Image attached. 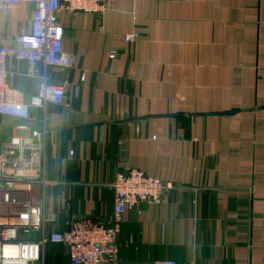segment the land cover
Segmentation results:
<instances>
[{
    "label": "crops",
    "instance_id": "0c3cea01",
    "mask_svg": "<svg viewBox=\"0 0 264 264\" xmlns=\"http://www.w3.org/2000/svg\"><path fill=\"white\" fill-rule=\"evenodd\" d=\"M34 11H0V43L29 32ZM57 19L73 67L37 68L69 85L66 102L3 117L0 144L44 140L60 230L69 218L109 221L117 174L137 169L174 191L126 213L119 264H264V0H114L102 16ZM7 67L35 93L26 62ZM46 255L68 264L62 246Z\"/></svg>",
    "mask_w": 264,
    "mask_h": 264
},
{
    "label": "built area",
    "instance_id": "2783aa9c",
    "mask_svg": "<svg viewBox=\"0 0 264 264\" xmlns=\"http://www.w3.org/2000/svg\"><path fill=\"white\" fill-rule=\"evenodd\" d=\"M112 1L0 0V11L20 4L35 6L30 31L0 43V121L7 116L25 122L31 119L33 108L66 102L69 85L50 83L37 68L39 64L44 68L73 67V57L64 51V31L58 14L64 11L102 16L105 4ZM137 37L132 33L125 40L134 43ZM10 59L27 63L28 75L38 84L34 94L25 96L14 87L13 73L7 67ZM85 78L83 72L81 82ZM78 97L79 90L75 99ZM46 166L42 139L15 137L0 144V264H47L49 246H62L68 264H119L118 238L126 213L141 205H160L174 191L170 183L142 170H123L112 184L115 200L109 221L69 218L66 229L60 230L56 215L46 209L47 190L58 185L47 178ZM155 264L177 263L163 260Z\"/></svg>",
    "mask_w": 264,
    "mask_h": 264
}]
</instances>
